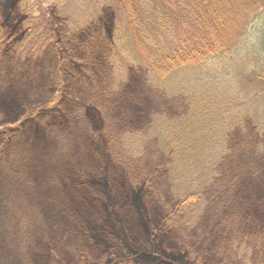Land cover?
<instances>
[{
	"label": "rangeland",
	"instance_id": "rangeland-1",
	"mask_svg": "<svg viewBox=\"0 0 264 264\" xmlns=\"http://www.w3.org/2000/svg\"><path fill=\"white\" fill-rule=\"evenodd\" d=\"M103 1L23 0V16L8 29L13 40L0 53V264H264V96L258 104L260 84L247 81L264 58V32L255 46L257 30L247 29L245 43L232 45L238 49L232 66L216 62L222 68L218 95L236 97L226 116L246 105L247 118L239 129L224 130L219 115L225 103L211 113L216 136L208 141L209 129L188 123L200 131L185 140L188 156L175 155L173 165L169 159L150 185L139 181L127 193L116 188L112 201L100 192L67 186L70 167H77L72 175L84 182L104 175L106 191L113 190L107 179L116 176L119 167L113 166L122 161L130 180L140 174L131 171L135 155L125 136L129 127L119 125L104 144L81 138L83 129L84 138L91 129L106 126L104 116L112 104L105 86L114 93L126 84L138 93L148 90L143 73L125 70L127 58L116 55L112 66L105 45L133 41L121 31L116 45L111 43L117 22L111 10L97 16ZM149 1L155 6L162 0ZM55 3L62 7L54 8ZM26 19L30 24L24 25ZM253 20L259 25L261 14ZM119 112L112 111V117L118 114L110 125L119 123ZM198 121L208 123L203 113L192 119ZM153 144L144 149L150 153ZM221 160L231 166L236 182L224 170L223 179H228L220 195L196 178L206 177ZM145 170L154 172V165ZM254 186L261 195L256 205L255 199L244 200ZM184 191L199 194L190 193L195 196L192 207L177 214V197Z\"/></svg>",
	"mask_w": 264,
	"mask_h": 264
},
{
	"label": "trees",
	"instance_id": "trees-1",
	"mask_svg": "<svg viewBox=\"0 0 264 264\" xmlns=\"http://www.w3.org/2000/svg\"><path fill=\"white\" fill-rule=\"evenodd\" d=\"M22 2L23 0H0L1 54L6 48L5 45L13 40L8 29L12 28L17 18L24 14L23 8L19 7ZM101 4L102 9L97 16H101L104 10H111L117 22L110 34L111 43L116 45L117 32L121 31L133 41L125 42L120 45L121 47L105 45V48L109 49L108 56H110L112 66L116 67V55L124 56L127 58L125 70L143 73L145 86L148 90L138 93L131 84H126L125 89L114 93L108 86H105L103 93L112 104L108 103V117L104 116L106 126L102 129H91L88 131V136L86 135L84 138L85 129H83L81 138L88 139L87 144H89V139L104 144L119 125L120 127H129L130 130L125 131V136L132 142L135 155L132 157L131 171L140 174L134 180H130L128 167L122 161L113 166L114 168L119 167L116 176L107 179H110L108 184L113 185V190L107 188L106 191L104 175L100 174V177L92 175L91 177L96 179L84 178L85 182L81 178L74 177L72 173L77 170V167H70V175L65 182L71 188L88 189L91 193L105 194L106 198L112 201L116 196V188H121L123 193H127V190L131 192L139 181H142L144 186L150 185L151 180L159 175V171H165L168 168L169 159L170 164L172 162L173 165L175 155L178 157L188 156L187 145H184L185 140H191L192 135L198 136L200 132L191 129L188 123L197 128L209 129L207 138L208 141H211V137L216 136V132L212 131L213 127L209 125L210 120L215 119L211 113H213V109L222 108L225 103H228L219 115L220 119L226 122L223 125L224 130L230 134L242 126L247 118L244 115L246 105L241 107V110H236L238 114L233 113L226 116L228 111L234 108L230 107L236 97L228 98V96L218 95L216 81H218V73L222 69L219 64L229 67L236 62L238 49L232 45L239 46L245 43V40L250 37H248L247 29L257 30L255 37L257 43L254 45H258L259 37L257 35L264 32V0H162L159 5L155 6H152L149 0H104ZM61 7L58 3L54 5L56 9ZM258 14H261L262 22L256 25L253 19ZM30 22L26 19L24 25L30 24ZM236 38L239 39V42H230ZM56 47L58 50V46ZM103 48V46L100 47V49ZM260 48L263 51L264 40L262 39ZM217 61L219 64L216 63ZM252 72L250 75L254 80L248 79L247 81L260 84V87L255 90L258 94L255 95V99L258 98V103L259 98L264 96V58L259 60ZM89 80L88 83L93 85L92 78ZM130 86V95L127 93L125 95V90ZM220 87L222 86L220 85ZM160 102L162 110L156 112L155 108ZM114 110H120V118L116 121L119 123L115 122L116 124L110 125L111 120L117 119L118 113L112 117ZM188 111L192 112L194 116L190 117ZM196 113H203L208 123L202 125L198 121L193 124L192 119ZM134 117L137 118V122H134ZM188 117L192 119L188 120ZM198 120L201 119L198 117ZM149 121L151 122L148 124L147 131H143L142 126L147 125ZM151 142H154L153 149L149 148L152 151L148 153L144 146L147 147ZM144 155H148L147 161L142 160ZM148 164L154 165L155 168V171L150 174H147L145 170ZM213 167V171L206 177L198 176L196 180L201 178L204 184H208L210 189H215L221 195L226 188L228 179H223L224 170L232 174L235 182L236 176L231 166L227 168L228 166L224 165L223 160L219 162L218 166L215 164ZM122 169L126 170L122 171ZM189 192L199 194L196 191ZM190 193L184 191L177 197L175 213L179 214L180 210L192 207L195 196ZM226 196L230 199L233 196L232 192L228 191ZM260 198L259 188L254 186L252 190L246 192L244 200L255 199L254 204L256 205ZM199 199L201 200V196ZM96 202L100 203L101 200ZM107 204L110 205V202L108 201ZM74 205L75 203L72 202V206ZM170 220L171 223L174 222L171 218ZM166 225L164 222L163 227Z\"/></svg>",
	"mask_w": 264,
	"mask_h": 264
}]
</instances>
